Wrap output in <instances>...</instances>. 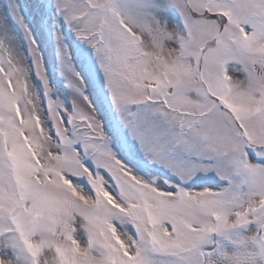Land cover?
<instances>
[{
    "label": "snow or ice",
    "instance_id": "snow-or-ice-1",
    "mask_svg": "<svg viewBox=\"0 0 264 264\" xmlns=\"http://www.w3.org/2000/svg\"><path fill=\"white\" fill-rule=\"evenodd\" d=\"M0 264H264V0H2Z\"/></svg>",
    "mask_w": 264,
    "mask_h": 264
},
{
    "label": "rangeland",
    "instance_id": "rangeland-1",
    "mask_svg": "<svg viewBox=\"0 0 264 264\" xmlns=\"http://www.w3.org/2000/svg\"><path fill=\"white\" fill-rule=\"evenodd\" d=\"M0 2H2V0H0Z\"/></svg>",
    "mask_w": 264,
    "mask_h": 264
}]
</instances>
